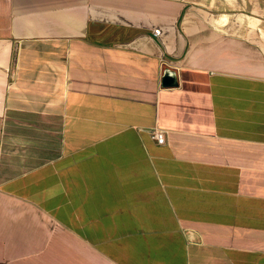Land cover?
Returning a JSON list of instances; mask_svg holds the SVG:
<instances>
[{
    "label": "crops",
    "instance_id": "1",
    "mask_svg": "<svg viewBox=\"0 0 264 264\" xmlns=\"http://www.w3.org/2000/svg\"><path fill=\"white\" fill-rule=\"evenodd\" d=\"M0 264H264V0H0Z\"/></svg>",
    "mask_w": 264,
    "mask_h": 264
},
{
    "label": "built area",
    "instance_id": "2",
    "mask_svg": "<svg viewBox=\"0 0 264 264\" xmlns=\"http://www.w3.org/2000/svg\"><path fill=\"white\" fill-rule=\"evenodd\" d=\"M158 29H154L153 30V34H157L158 33ZM152 138H154L156 140L157 143H163L165 140L164 137V132L161 129H155L152 133Z\"/></svg>",
    "mask_w": 264,
    "mask_h": 264
},
{
    "label": "water",
    "instance_id": "3",
    "mask_svg": "<svg viewBox=\"0 0 264 264\" xmlns=\"http://www.w3.org/2000/svg\"><path fill=\"white\" fill-rule=\"evenodd\" d=\"M164 82H166V83H172L173 82V77L172 76H170L168 73H166L165 75H164Z\"/></svg>",
    "mask_w": 264,
    "mask_h": 264
}]
</instances>
